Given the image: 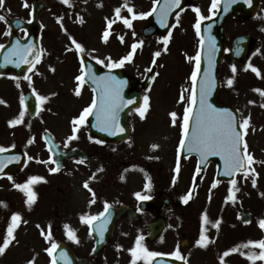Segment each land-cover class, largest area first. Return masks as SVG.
<instances>
[{
  "label": "rangeland",
  "instance_id": "rangeland-1",
  "mask_svg": "<svg viewBox=\"0 0 264 264\" xmlns=\"http://www.w3.org/2000/svg\"><path fill=\"white\" fill-rule=\"evenodd\" d=\"M54 3L55 0H52ZM125 0H70L73 7L62 5L61 8L55 10L59 14L63 10L62 19L67 29L73 30L75 37H83V43L86 38L90 40L87 52L93 57L103 59L104 56L120 53L125 46L128 52L131 45L137 43L142 38V29L149 24L145 19H137L133 21V28H127L123 23H118V18L114 15V9L121 7L122 16L131 18L127 10L123 8ZM129 6L133 7L136 12H147L153 6V0H128ZM102 5V6H101ZM201 7L204 6L200 4ZM80 16L83 17V23L80 22ZM264 12H261L256 24L254 25H235L232 34H243L253 31L257 37L264 41V22L262 20ZM115 21L111 29H107V21L105 18ZM174 23L172 38L170 37L167 45V51H164V44L160 39L153 38L148 41L143 40V44L139 47L133 56L131 62H128V74L140 81L148 74L146 71L152 66L154 53L160 51L161 55L155 57L156 71L155 80L151 87L144 91L149 96L148 108L144 118L139 113L133 117L131 115V135L128 141L120 146L119 151L113 154L111 149L103 144H96L95 139L90 140L88 128L82 130L78 139L71 141L70 147H79L85 150L90 159L87 163H80L77 166L67 163L65 165L64 183H56L55 187H59L54 201L46 207L45 213L39 216L29 217L34 225L36 221L41 222L44 226L51 225L54 228L64 227V225L72 226L76 222V215L96 214L94 211H102L103 199L99 201L96 209L92 208L90 201L92 193L84 187L87 181L89 187H94L93 182L98 186L107 184V187L114 184V187L124 186L122 179L126 171H130L135 166H139L135 173L129 174L132 187L127 186L128 193L124 196L120 190L119 194L110 196L108 188H104L102 196L108 195L111 202H120L125 200L130 202L134 197L133 192L144 193L150 197H158L160 193L167 194L173 201V210L166 215L167 229L162 237L157 241V245L150 251H157L165 255L176 250L177 245L185 258L201 257L202 249L196 247V240L201 233L203 213L207 212L209 222L206 224L205 232L212 228H217L215 222L219 219L220 224L224 219H228L227 212L233 209L231 202L226 201V193L228 189L224 185L212 187V179L214 178L216 165L211 164L204 171L199 172L197 178L194 175L195 158L184 159L179 157L178 149L180 140L183 138V115L184 110L189 104L188 97L191 94V74L195 70V60L193 59L198 51V37L194 29V25H190L189 21ZM179 23V24H178ZM182 23V24H181ZM193 21H191V24ZM181 24V25H180ZM105 30L109 31L107 42L103 39ZM133 32L136 36L133 37ZM71 31L69 30V35ZM72 35V34H71ZM124 36L125 44L119 39ZM8 37H0V44L7 41ZM230 39L232 37H229ZM66 41H63V45ZM71 48L67 45L66 52L55 60L49 62V67L54 66L55 71L47 77L56 79L55 82H49L47 85L39 86L36 83L37 72H43L44 65H40L34 69L31 74V86L27 80L20 81L24 85V90L18 84L14 89H9L8 99L15 104L16 110H21L22 92L32 91L47 97V100L41 104L38 119L32 123L31 131L26 134L25 126L19 127L15 131V137L19 144H26L25 135L32 141L27 144L30 156L28 169L34 168L36 161L42 162V152L44 149L43 136L46 132H50L58 143L63 147L68 136L72 134L73 116L77 117L82 110L91 104L93 93L84 84L81 88V95H75L76 80L79 75L80 64ZM63 49V47H62ZM71 54H70V53ZM128 54V53H127ZM251 64L261 71V76L257 77L251 70L246 74H233L225 61L221 66L222 87L220 91V99L234 108L240 113V119L250 116V125L245 129V141L248 145V151L253 155L255 163L252 167L258 175L255 176L257 187L251 189L249 198L256 201V210H264V97H262L254 89L264 90V49L253 58ZM235 76L238 85L230 90L227 86L228 75ZM61 79V80H60ZM225 86L227 89H223ZM140 89V87H139ZM236 90V92H235ZM239 91V92H238ZM181 95L185 97L184 101L180 100ZM249 101L255 103L249 104ZM176 112V122L173 124L170 113ZM153 145L158 147L153 148ZM115 146V145H113ZM117 146V145H116ZM182 160H181V159ZM176 162V163H175ZM103 163L106 166L100 167ZM179 165V172L175 169ZM97 166V167H96ZM78 168L77 172L76 169ZM95 178H94V170ZM103 168V170H101ZM105 169V170H104ZM78 173L76 174L74 173ZM196 174V172H195ZM176 175V179H174ZM122 176V177H121ZM193 176L195 183L189 179ZM94 178V180H93ZM128 178V177H127ZM126 179V176H125ZM245 178L241 179L240 184L243 188L250 189L249 184L245 182ZM97 180V181H96ZM127 180V179H126ZM194 182V181H193ZM149 185L151 188H149ZM36 197L48 200V192L41 185L31 186ZM147 188H149L147 190ZM119 189V188H118ZM191 193L190 201L185 204L182 197ZM261 201V202H260ZM244 209L251 211L253 207L243 206ZM92 212V213H91ZM200 217L202 218H199ZM59 236V233H55ZM184 239L188 240V247H182L181 243ZM239 245L242 243L239 241ZM49 244H42L44 251ZM199 247V246H198ZM38 251H41L38 247ZM92 250L89 246L86 249H80L78 252L82 256H87ZM114 248L107 249L96 260L98 264H113L110 260H115L117 264H125L129 254L126 252H118ZM47 255V253L44 251ZM117 253H120L117 255ZM125 253V255L123 254ZM130 253V251H129ZM111 257V258H110ZM105 259L108 261L105 262ZM133 264V263H131ZM137 264V262H135ZM139 264H142L140 261Z\"/></svg>",
  "mask_w": 264,
  "mask_h": 264
},
{
  "label": "snow or ice",
  "instance_id": "snow-or-ice-1",
  "mask_svg": "<svg viewBox=\"0 0 264 264\" xmlns=\"http://www.w3.org/2000/svg\"><path fill=\"white\" fill-rule=\"evenodd\" d=\"M86 2V0H85ZM61 3L67 5L69 8L73 7L70 3V0H61ZM237 3H243L246 6L251 7L253 0H211L209 7V15L205 16L202 13V10L199 7L194 8V12L197 15L196 22L194 24V29L199 37L200 49L207 51V62H208V71H205L202 75L200 74L201 70V54L198 51L195 57V70L192 72L190 80H191V94L188 97L189 104L184 110L183 115V138L180 140V148H186L189 154L196 153L200 158V163L204 164L207 162V158L210 156H218L223 161V172L222 175L232 177L229 180V183L233 186V189L229 190V194L225 198L226 201L236 202L237 196L236 193L239 189L236 187L237 180L236 175L242 174L245 179L249 178L250 172L253 177L258 175L255 172V169L252 165L256 162L253 155L248 151V145L244 139V131L243 129H247L250 125V116L248 118L238 119V110L234 112L228 108H218L210 101V97L213 94V91L216 87V79L213 75V66L215 63L216 53L219 51L216 43V38L212 34L213 24H207V36L202 35V23L204 21H211L214 17H216L221 10V5H223V12L227 13L231 7ZM159 5V7H157ZM181 5V0H153L152 8L147 12H136L133 7L129 6L128 0H125L123 4V8L127 10L130 14L131 18L121 15V7H116L114 9V14L117 18H119L122 23L129 29L133 28V21L137 19H145L153 14L156 15V19L161 27H167V20L172 11L176 8H179ZM24 7H30L25 0L23 5ZM102 6V5H101ZM4 8V0H0V9ZM107 21V29L112 28V24L115 22L113 20H109L107 17L105 18ZM0 21L8 24L6 17L3 14H0ZM179 21V16H177V22ZM80 22L83 23V17L80 16ZM63 27V25H61ZM25 31L24 29H21ZM5 35H11L10 25H8V29L5 32ZM136 36V33L133 32V37ZM172 36V32L169 31L167 36L161 37L160 40L164 44V51H167V45L169 43V39ZM109 37V31L105 30L103 33V39L107 42ZM71 39V44L74 45L75 51L80 54V69L79 75L75 77L77 82L75 88V95H81V88L85 83H90L92 87V91L96 94L90 105L85 107L82 112L72 120V134L67 137L64 147L67 148L71 141L78 139V132L80 128L84 126L88 118L91 116L95 117V125L94 127L98 129L100 132H106L109 135H116L117 132L123 133L125 131L124 127L121 126L119 121V113L129 105L134 104V99L125 98L123 95V89L127 83V81L119 79L112 73L113 69L122 68L126 62H131L134 54L137 49L142 46L143 40L133 43L131 45V50L127 55L121 57L119 60H113L110 56L105 59H100L97 57H92L95 62L99 65H104L108 72L103 76H98L96 71L92 69L90 64H86L85 55L86 49L85 47L77 42L74 38ZM119 39L121 42H124V37L120 36ZM242 43V41L238 42V45ZM5 49L4 44H0V53H3ZM68 51L73 50L72 48L67 49ZM42 48H38L34 43H26L22 44L19 39H16L13 44L7 49V53L3 54L2 61H0V67H6L11 64L16 68H20L22 65H27V71L29 73L33 72L36 68V65L41 61V56L43 53ZM225 51H229L225 49ZM243 49L239 46L236 47L234 54L239 56ZM161 55L160 51H156L154 53V59L152 64H156L155 57H159ZM107 60V63H106ZM250 69L253 73L257 75V77L261 76V71L259 68L253 66L251 63H248L245 70ZM51 71H55L54 68H50ZM146 71L152 72V68H148ZM231 72L235 74L237 72L236 65H231ZM12 79L18 80L20 77L13 76ZM24 80L29 82L31 86L32 78L31 76H24ZM152 80L155 79V75L151 77ZM235 76L228 78L226 83L228 87H232L234 84ZM19 86V85H18ZM33 94L36 97L37 105L43 104L47 97L41 95L36 92L35 88L32 89ZM254 91L258 92L262 97H264V90L262 89H254ZM181 101L185 100V97L181 95ZM4 103L3 100H0V104ZM149 96L145 94L143 96V106L135 108V111L139 113L141 118H144L145 112L148 108ZM249 104L255 103L254 101H249ZM21 104H24V98L21 96ZM264 107V104L260 105ZM24 111L19 113V117L17 119H13L9 121L10 126H15L20 123L24 117ZM173 124L176 122L177 113H170ZM90 140L94 138L89 136ZM32 141L30 140L29 143ZM46 139V143H47ZM95 143L103 144L104 141L100 139H95ZM14 147V145H12ZM153 148L158 147L157 145H153ZM50 153H55L57 155H64V153L60 152L59 145H53L49 147ZM9 151L8 148L4 146H0V174L4 173L5 167L13 162L19 161L20 157L16 155H4ZM28 159H33L31 156H28ZM44 163H51L55 165V167L50 168L49 171L51 173L57 172L62 166L57 159H53L51 156L49 161H43ZM78 162H82L78 161ZM102 170V169H101ZM179 165H177L175 171L179 172ZM197 173H199L200 168L197 167ZM10 181L13 180L11 175L7 177ZM44 178L38 175H33L27 179L24 183H15L14 187L16 189L21 190L27 194L26 204L31 206V204L35 201L36 195L32 190V185L38 182H41ZM216 181L213 183L212 187L216 186ZM253 186L256 185V179H252ZM84 187L88 189L89 192L92 193L93 199L90 203H95V193L89 187L88 182L84 183ZM150 187V185H149ZM136 198L140 201L150 200L151 197L148 195H142L141 193H136ZM264 195V194H262ZM191 193L182 197V201L187 204L190 199ZM2 203V202H0ZM112 205L105 201L104 207L101 212L98 214H87L81 215L80 220L81 223L88 226L89 235H92L93 232L97 234L99 237V241L103 242L105 232L108 229V225L112 219V213L110 211ZM142 211V209H138ZM22 221V216L20 213H13L10 217V223L6 229V235L0 243V255H3L6 249L9 248L10 244L16 240L15 231L19 227L20 222ZM203 222L207 224L209 222V217L207 212L203 213ZM26 223V221H25ZM245 223H250V221L245 220ZM220 220L218 219L215 222V226L219 227ZM39 228L40 226L37 225ZM259 227L264 229V219L259 220ZM65 235L69 241L79 243V239L77 233L69 226L64 225ZM41 235L45 238V240L49 243V247L45 248V252L50 257V264H58V261H62L63 264H73L71 258L68 255V251L65 248H62L60 243L55 241L53 238V233L51 229V225H49L47 230L41 228ZM144 240V236L140 235L136 240V247L131 249V255L136 259H143L146 261V264H151L152 258L160 257L165 255L163 253L157 251H150L146 247L141 245V241ZM209 242V237L205 235V231L203 227L201 228V233L199 239L196 240V245L200 247H207ZM249 245L253 247H258L260 252L257 255L255 254H247V259L249 261H255L256 259L264 261V239L259 241H248L244 247H248ZM231 252L237 251V249L233 248L230 250ZM95 252V248L93 249ZM230 254L229 251H225L223 256L221 257V261H223L224 257H227ZM243 254V253H242ZM167 255L173 256L176 260H185V257L182 255L179 245L174 252L169 253ZM28 264H35V260H29ZM133 264H135V260H133Z\"/></svg>",
  "mask_w": 264,
  "mask_h": 264
},
{
  "label": "flooded vegetation",
  "instance_id": "flooded-vegetation-1",
  "mask_svg": "<svg viewBox=\"0 0 264 264\" xmlns=\"http://www.w3.org/2000/svg\"><path fill=\"white\" fill-rule=\"evenodd\" d=\"M35 1H43L47 5V9H45L39 17L41 24V26H39L40 47L44 51L41 56V61L37 64H43L45 69L43 70V72L38 71L36 75V83H39V86H44L47 85L49 82H55L56 79L47 77L50 73L53 72L50 70V68H54L53 65L49 67V62L55 60L56 57H60L61 54L63 55L66 52L67 45L71 47L72 44L70 38H74L77 42L81 43L85 47V49L89 48L88 46L90 44V40L88 41V38H86L85 43H83L82 37H72L71 34L69 35V30H67V28L65 27V23L61 18L63 10L58 14L54 7L56 5L57 8H61L63 5L61 3V0H55L54 3L52 2V0H27V3L30 5V7L23 6L25 0H4V8L0 9V14H3L6 17L8 24L3 21H0V37H20L21 39L28 37L29 30L26 25L20 26L14 33H11V35H5V32L8 29V25H10L11 31L10 22L13 18L22 19L25 24L29 23L32 17V5ZM193 1L194 5L188 9H194L196 5H200L203 3V7H206L210 2V0ZM262 5H264V0H262ZM185 19L189 20L192 18L187 17ZM256 21L257 17L245 18L243 20H230L228 24V37H237L242 35L232 34L234 29L233 27L235 25H254L256 24ZM61 25H63V27ZM21 29L26 30V32L22 31ZM249 33H253V31L250 30ZM63 41H66V44L63 45ZM125 55H127V51L124 49L120 53H117L115 55L111 54L109 56L113 60H119ZM127 69L128 62H126L122 68H117L113 70H119L123 73L128 74ZM105 70L108 69L106 68ZM31 73H28L27 75ZM13 76H16L14 71L4 72V74L0 75V100L4 101V103L0 104V146H4L9 150H17L19 148L23 149L28 157L30 156V152H28L29 149L27 147V144H29L28 142L30 141V139L28 138V136L25 135L26 144H19L17 137H15L14 134L15 131L22 126H25V131L27 132L26 134H28L32 130L31 127L34 119L29 116L22 104L21 110L18 112L16 110L15 104L13 102L11 103V101L8 99V91L6 88L7 86H9V89H14L18 84H20L23 90L25 89L23 83L20 82L23 80V78L15 80L12 79ZM21 111H24L25 113L22 121L15 126H10L9 121L17 119ZM132 112L134 113L136 111H131L129 115ZM12 145H14V147H12ZM50 156L53 158L52 153L49 152L47 146H44L42 158H40L42 162L36 161L38 163L34 164V168L28 169V162L26 167L22 171L17 172L15 174H9L13 177L12 181L7 178L8 176L0 177V202H2L0 203V243H2V240L6 235V229L10 223L11 215L13 213H20L22 216V221L20 222L19 227L15 231L16 240L10 244L9 248L6 249L3 255H0V264H28V261L33 259L35 260V264H50V257L46 256V254L41 248V243L49 244L41 235V228L47 230L49 226H44L39 221H36V223L32 226L29 225V223L31 222V220H29V217H36L39 216L41 213H45V208L49 207V204L54 201V197H56L57 191H60L59 187H55L56 183H64V169L66 164L61 170H58L55 173H51L49 169L55 167V165L51 164L50 162H43L49 161ZM15 163L16 161H13L7 166L12 167V164ZM68 163L77 166L81 162L73 160L72 162ZM7 166L5 168H8ZM99 166L105 167L106 169L105 165ZM96 169L98 168H95L94 170V178L96 176ZM77 170L78 168L76 169V172ZM76 172L74 173L77 176L78 173ZM33 175H38L44 178L41 182H38L33 185H41L45 187V191L48 192V200L36 197L35 201L31 204V206H28L26 204V200L28 198L27 194L19 189H16L14 187L13 182L24 183L29 177ZM124 175L126 176L127 180L125 178L122 180L120 185L124 184V186L121 188L119 186H116L115 188L114 184L109 187H107V184L103 186H98L94 181V187H92V190L95 193V203H92L91 207L96 209L99 201H101L102 199L104 202L108 200L107 194H111L110 196L114 197V195L119 194V191L121 190L123 192V195L125 196L128 193L127 186L129 185V187H132V185L130 183V179L127 178L129 175V170L126 171ZM104 188H108L109 190L105 197H103L101 193L102 191H104ZM237 188L239 189V191L236 193V202L233 203L232 201H229L231 202L234 209H231L227 212L228 219H224L219 227L212 228L211 230L205 232V235L209 237L208 246L206 248L200 246L197 247L199 249H202L201 253L203 256H193L186 258V264H264V261L259 259H256L255 261H249L247 259V254H255L258 256L260 252V249L258 247H253L251 245H249L248 247H244V245L247 244L248 241H259L261 239H264V229H261L259 227V220L264 219V211L243 210L241 188ZM136 193L138 192L132 193L134 194V197L131 199L130 202H126L122 199L120 200V202L116 203L107 201L112 205V207H117L121 204H125L129 208H131V211H128L130 216L122 218L114 226L112 225L113 221H110L103 240L110 241V244L109 246L104 248L102 252L111 248H114L115 250L133 249L136 247V240L140 235L144 236V240L141 241V245L143 247H154L156 241H149L151 224L153 223L154 218L153 216H151L150 213H145L138 210V206L141 201L136 198ZM227 195L228 194L226 193L225 197H227ZM252 203L253 201L250 198H244V205H246L247 207H251ZM103 207L104 203L102 205V208ZM94 212L98 214L99 212H101V210H96ZM244 213H248L251 215V218L248 220L250 221V223H245V220L242 218V215ZM80 216L81 215H76V222H74V225H69L77 233L79 243L69 241L65 235V228L62 226L54 228L55 233L60 232L59 236H55L52 230L53 238L60 244H66L79 260H89L91 264H98L96 260L100 257L102 252L98 256H94L93 249L95 248L99 237L95 232H93L92 235H89V228L88 226L81 223ZM37 225H39L40 227L38 228ZM51 229H53L52 226ZM199 236L197 240L199 239ZM239 241L242 243V245H239ZM88 246L89 249H91L92 251L87 256H82L78 252V250L86 249ZM38 247L41 251H38ZM233 248L237 249V251L231 252L230 250ZM225 251H229L230 254L227 257H224L223 261H221V257L223 256V253ZM107 261L108 260L105 259V262ZM141 262L142 264H146L145 260H142Z\"/></svg>",
  "mask_w": 264,
  "mask_h": 264
},
{
  "label": "water",
  "instance_id": "water-1",
  "mask_svg": "<svg viewBox=\"0 0 264 264\" xmlns=\"http://www.w3.org/2000/svg\"><path fill=\"white\" fill-rule=\"evenodd\" d=\"M187 5L188 4H185V5L181 4L179 8H176L172 11V13L169 15L168 20H167V27H161L160 24L158 23L157 19H156V15L153 14V16H151V19L153 21L152 25L143 31L145 38H149L150 36H152L153 34H155L157 32H162L164 35L167 34V32L170 28V24H171L173 16H175L176 12L179 9H181ZM259 5H260V0H253L252 6L250 7L252 9H247L246 5H244L243 3H237V4L233 5L227 13L223 12V5H221L220 13L213 20L205 22L202 24V33L201 34L204 35L205 37L207 36V24L208 23L213 24L212 34L216 38L217 47L219 49V51L216 53L215 63H214L213 69H212L213 75L215 76V79H216V87L213 91L212 96L210 97L211 103H213L218 108H228V109L234 111L233 109L226 107L220 103V101H219V81H218V77H217L219 65H220L221 61L223 60L224 54H225V43H226L225 27H226L227 21L232 16L241 17L245 14L246 15L249 14L246 11H251L252 12L251 14H254L257 11V9L259 8ZM157 7H159V5ZM39 8H41V6H39ZM239 41H242V43H240L238 45ZM237 46H239L243 49V51L241 52V54L239 56L234 54ZM9 47L10 46L5 47L4 50H7ZM261 47H262V42L259 39H255L253 37L237 38L234 41V51L232 53V62H234V63L241 62L243 64V66L245 67L246 64L248 63V61L250 60V58L253 56V54H255L257 51H259L261 49ZM200 54H201L200 74L202 75L205 71H208L207 51L201 50ZM149 80L150 79H148V81L145 82V85L148 84ZM134 96L137 97V99H139V97H140L139 95H135V94H131V93L128 95L129 98L134 97ZM25 103H26L28 110H30L32 112V114L35 115V112H34L36 109L35 98L31 94H29L25 97ZM234 112H236V111H234ZM91 122H92V120H91ZM120 124H121V126L124 127L125 131L123 133L117 132L116 135H109L106 132H100L98 129L96 130V128H95V130L97 131L99 138L102 140L111 141V142H122V141L126 140L127 137L129 136V127L127 126L126 116H124V118L120 122ZM48 140H49V138H48ZM49 143H50V146L55 145L51 140H49ZM60 152L64 153L61 150H60ZM182 154H183V156L197 155L196 153L189 154L187 152L186 148L182 149ZM55 155H56L57 159L61 160L62 162L68 158H73V157H80L83 160L87 159L86 153L78 152V151H74L73 153H64V155H57V154H55ZM198 158H199V156H198ZM212 161H216L218 163L216 181L232 179V177L222 175L223 161L218 156L208 157L207 162L204 164L200 163V158H199L198 167L200 169H203L206 165H208ZM170 207H171V201L165 196H162L158 202H150V203L143 204L144 210L153 213L158 218V221L152 226L151 239H154L163 230L164 224L161 221V218H162L163 212L165 210L169 209ZM153 264H181V263H176L173 260H171L170 258L158 257L155 259Z\"/></svg>",
  "mask_w": 264,
  "mask_h": 264
}]
</instances>
